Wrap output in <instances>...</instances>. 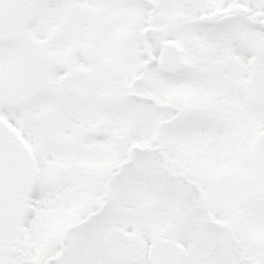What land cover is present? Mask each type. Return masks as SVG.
Returning a JSON list of instances; mask_svg holds the SVG:
<instances>
[{
  "label": "snow or ice",
  "instance_id": "snow-or-ice-1",
  "mask_svg": "<svg viewBox=\"0 0 264 264\" xmlns=\"http://www.w3.org/2000/svg\"><path fill=\"white\" fill-rule=\"evenodd\" d=\"M0 264H264V0H0Z\"/></svg>",
  "mask_w": 264,
  "mask_h": 264
}]
</instances>
